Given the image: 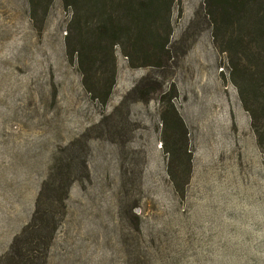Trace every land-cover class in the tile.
<instances>
[{
	"label": "rangeland",
	"instance_id": "rangeland-1",
	"mask_svg": "<svg viewBox=\"0 0 264 264\" xmlns=\"http://www.w3.org/2000/svg\"><path fill=\"white\" fill-rule=\"evenodd\" d=\"M69 14L54 0L34 28L27 0H0V264L47 225L38 264H264V153L207 0L173 4L159 67L106 47L84 77L66 56ZM169 105L187 132L182 197L167 173Z\"/></svg>",
	"mask_w": 264,
	"mask_h": 264
},
{
	"label": "trees",
	"instance_id": "trees-1",
	"mask_svg": "<svg viewBox=\"0 0 264 264\" xmlns=\"http://www.w3.org/2000/svg\"><path fill=\"white\" fill-rule=\"evenodd\" d=\"M57 1L70 13L64 37L67 59L76 63L83 77L98 55H104L103 48L106 47L110 51L119 47L131 68L159 67L160 60L167 54L172 33L171 8L178 0ZM53 2L27 0L29 21L34 28L42 23ZM207 5L211 9L214 39L218 41L216 48L228 57L234 74L232 81L249 116L256 144L264 153V0H207ZM160 23L165 25L161 37L158 34ZM113 81L114 76L106 89L107 97ZM165 95L160 98L163 100ZM164 112V129L169 133L171 129L175 131L171 134L172 148H167L169 140L164 141V148L167 155L178 161L173 170L167 168V173L173 191L182 197L191 172L187 132L173 105ZM173 134L178 135V139H174ZM47 191L44 183L36 199H47ZM47 214L37 217L34 212L33 220L38 224L44 219L50 222L49 212ZM36 228L29 227V233L24 231L10 242L1 264L39 263L40 251L46 249L39 233L48 225L41 230Z\"/></svg>",
	"mask_w": 264,
	"mask_h": 264
}]
</instances>
